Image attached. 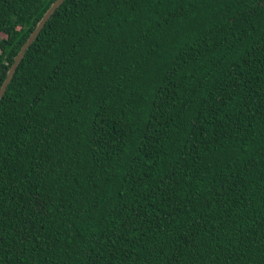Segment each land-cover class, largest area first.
Wrapping results in <instances>:
<instances>
[{"label":"trees","instance_id":"16d2710c","mask_svg":"<svg viewBox=\"0 0 264 264\" xmlns=\"http://www.w3.org/2000/svg\"><path fill=\"white\" fill-rule=\"evenodd\" d=\"M54 0H0V85ZM0 264H264V0H64L0 98Z\"/></svg>","mask_w":264,"mask_h":264},{"label":"water","instance_id":"95a60500","mask_svg":"<svg viewBox=\"0 0 264 264\" xmlns=\"http://www.w3.org/2000/svg\"><path fill=\"white\" fill-rule=\"evenodd\" d=\"M64 0H54L48 8L44 11V13L41 15L40 19L36 22L33 30L29 33L28 37L24 41V43L20 46L18 52L16 55L13 57L12 64L8 68L5 78L2 81L0 85V98L2 97L6 86L8 85L15 68L17 67L18 63L23 57V54L25 51L28 49L29 45L34 41L40 30L43 28L45 25L46 21L49 19V17L53 14V12L59 7V5L63 2Z\"/></svg>","mask_w":264,"mask_h":264}]
</instances>
